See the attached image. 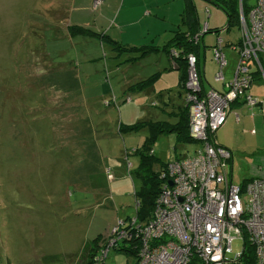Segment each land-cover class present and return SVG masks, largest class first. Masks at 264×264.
Segmentation results:
<instances>
[{
	"label": "rangeland",
	"instance_id": "374dc122",
	"mask_svg": "<svg viewBox=\"0 0 264 264\" xmlns=\"http://www.w3.org/2000/svg\"><path fill=\"white\" fill-rule=\"evenodd\" d=\"M193 2L202 27L222 29L225 41L239 39L237 28L225 31L222 8ZM238 6L244 7L241 0ZM184 7V0H0V264H81L95 237L100 234L96 254L117 220L135 217L141 154L133 151L143 148L149 130L119 126L146 119L143 105L153 113L163 105L159 89L132 94L121 110L108 102L115 93L121 100L128 95L121 85L129 76L137 82L160 72L153 85L178 90L179 72L165 68L164 52L133 63L140 51H123L110 40L161 48L180 27ZM70 25L87 34L71 35ZM216 40L213 31L204 36L208 46ZM178 94L171 93L177 107L185 103ZM198 146L177 144L166 133L153 145L150 155L160 161L151 169ZM243 164L235 162L234 184L246 183L238 170ZM135 244L120 242L106 264H138L136 254L123 249L135 250ZM243 244L235 239L233 251L241 252Z\"/></svg>",
	"mask_w": 264,
	"mask_h": 264
},
{
	"label": "built area",
	"instance_id": "2783aa9c",
	"mask_svg": "<svg viewBox=\"0 0 264 264\" xmlns=\"http://www.w3.org/2000/svg\"><path fill=\"white\" fill-rule=\"evenodd\" d=\"M216 41L215 80L223 82V90H204L197 59L193 54L187 56L185 103L189 135L199 143L198 148L169 162L162 171L160 192L149 220L140 223L136 216L117 220L93 258L95 264H104L110 250L123 241L136 243L139 264H190L193 259L199 264H244L241 258L246 241L254 246L257 264H264V178L234 184L227 173L232 153L215 137L238 98L249 107L259 103L249 87L251 63L259 65L264 54V0H257L246 15L240 9V40L232 44L238 59L230 80H225L223 73L227 64L223 39ZM106 172L113 180L114 174L109 169ZM235 239L244 241L239 253L232 248Z\"/></svg>",
	"mask_w": 264,
	"mask_h": 264
},
{
	"label": "trees",
	"instance_id": "16d2710c",
	"mask_svg": "<svg viewBox=\"0 0 264 264\" xmlns=\"http://www.w3.org/2000/svg\"><path fill=\"white\" fill-rule=\"evenodd\" d=\"M209 2L218 5L222 8L227 14V26L224 28L225 31H229L232 28H237L240 30V10H239V0H208ZM242 1V8L243 13L246 15L250 11L251 6L245 1ZM95 2V0H94ZM185 7L183 10V15L181 18L180 27L174 30L173 36L166 42L161 48L157 46H130V45H118L117 41L110 40L112 44L117 45L123 51L134 52L140 51L139 56H135L131 58V61L139 60L145 57L148 54L153 52H164L168 57L170 62H173V69L174 67L178 66L179 71V85L184 88L187 74H188V62L187 56L190 54L195 55L197 59V67L198 71L201 76V69H200V60H202V54L204 51L208 49V45H206L204 41V36L207 33L213 31L217 38L221 37L223 39V47L226 43L224 37L222 36V29L216 28H208L206 33L200 34L202 32V25L199 22L198 12L196 6L194 5L193 0H184ZM95 4V3H94ZM69 31L71 35H75L77 33L80 34H87L88 29H84L78 25H70ZM98 34V33H95ZM108 35L101 34V39H104ZM217 42V41H216ZM216 42L211 46L212 53L213 49L216 45ZM238 43V42H237ZM173 51L178 52L179 56L173 55ZM262 62V60H261ZM260 62V63H261ZM263 65V63H262ZM168 68V69H172ZM160 72H155L148 78L139 81L138 83L131 86V89L135 90L136 92L141 91L143 89L151 87L154 82L159 78ZM131 96L124 97V101L129 103ZM115 101V98H113ZM111 104V101L108 102ZM117 106V105H116ZM118 108V106H117ZM147 128L149 130V135L147 136L143 148L135 149V155L141 154V159L139 160L140 169L136 171L137 176L140 178L141 187L138 191L135 192L136 198V217L140 221V223L149 220L152 217L154 206L156 203V199L160 192L161 188V174L162 171L165 170L167 163L161 162L159 169H151L153 164L160 161L159 158L155 156H151L153 154V145L156 144L159 137L163 134L174 132L177 136V143L179 144H186L189 142H196L194 141L189 135V118H188V106L186 105L185 109L181 110L179 113V120L175 124L170 123L169 121L158 120V121H138L132 124H121L119 130L125 131H135L141 130L143 128ZM151 157V158H148ZM153 161V162H152ZM100 239V235L95 237L91 242L90 246L84 255V259L81 261V264H95L93 258L97 255L96 252V243ZM124 246V245H123ZM116 249L118 248L115 247ZM135 250L133 248L126 249L127 251H131L134 255L136 254L138 264H139V250L138 247L135 245ZM107 260V259H106ZM244 264H257L256 256L254 253V246L246 241L245 250L243 256L241 258ZM106 264V261L105 263ZM190 264H199L196 259H193Z\"/></svg>",
	"mask_w": 264,
	"mask_h": 264
},
{
	"label": "crops",
	"instance_id": "0c3cea01",
	"mask_svg": "<svg viewBox=\"0 0 264 264\" xmlns=\"http://www.w3.org/2000/svg\"><path fill=\"white\" fill-rule=\"evenodd\" d=\"M256 1L257 0H255L253 4L251 5L249 4V5L252 7L256 3ZM146 12L148 14L147 16H151L152 11L150 12V10H146ZM239 40H240V36L238 40L229 39L225 41L226 43L224 44V47H223V52L227 60V64L223 68L225 80H230L234 75V70L236 67L237 59H238V52L237 50L232 48V44L239 42ZM212 45H210V47ZM227 55H229L230 57L228 58ZM259 58H260V62L262 60V62L259 65L256 62L251 63L253 79L249 87V92L255 98L259 100V103L253 107H249L242 98H238L231 105V111L228 115L225 125L216 132V136H215L217 142L220 145L228 148L232 153V157L228 161V169H227L229 179L232 182H233V175H234V170H235V167H234L235 162H238L239 160L244 161V164H243L244 168L239 165V169H238L240 172H242L245 175V179L243 182H246L247 180H250L253 178H264V77H263L264 75V54H261ZM167 60H168L169 65H167L165 68L168 69V68H171L174 63L170 62L168 57H167ZM137 61L138 60H134L132 62L136 63ZM167 69H165L164 73L166 72ZM200 69H201L200 71L201 72V83H202V87L204 90H208L210 87L211 88L218 87L215 89L223 90V87H224L223 82L214 80L215 79L214 74L218 70V65H217V62L212 52L209 54V56L207 55V49L204 51V59L200 60ZM174 70L178 71V66H177V69L174 67ZM208 72H214L213 80L206 79ZM165 75L167 74H163L164 77H166ZM174 75H176L177 79H176V83L173 84V86L176 88H179L178 90L164 88L163 86L165 85L161 83L159 86L155 84L151 88L149 87V88L136 92L135 90L131 89V86L138 83L141 80L137 82H133L132 80L133 78H135V76H129L125 84L121 85L122 90H124V92L128 94V95H125L124 97L131 96L132 94H140V93H144V94L154 93L155 94L159 89L160 101L163 106L159 107L160 110L158 112L153 113L152 111L146 110L147 109L146 106L143 105L144 107H142L141 112L142 113L144 112V114L147 115V118L142 121L164 120V121H169L172 124H175L176 122H178L179 113L181 112V110L185 109L186 103L183 102V106H179V107L174 106L175 100L173 99L171 93L178 92L179 93L178 96L184 97V100H185V89L181 87V85H179V74H174ZM163 76L161 75V77ZM206 84H208L209 87ZM113 98H115V101H113ZM113 98L110 100L111 101L110 105H113V106L117 105L118 108L121 110L122 106H120V104L121 105L125 104L123 103L125 102L124 99L121 100L118 98V96L116 97V93L113 94ZM153 105L155 107H158L159 103L156 101H153ZM168 109H171V111L169 112ZM129 111L130 110H126V112H129ZM134 113H132L131 115H133ZM188 118H189V111H188ZM127 124H130V123H127ZM170 133L174 134V138L177 143L176 134L174 132H170ZM134 153H135V150L133 151V154ZM153 153L155 154L154 149H153ZM187 154L188 153L186 154L179 153L178 155L174 157H170L165 163H168L169 161H172L174 159L182 158L186 156Z\"/></svg>",
	"mask_w": 264,
	"mask_h": 264
},
{
	"label": "water",
	"instance_id": "95a60500",
	"mask_svg": "<svg viewBox=\"0 0 264 264\" xmlns=\"http://www.w3.org/2000/svg\"><path fill=\"white\" fill-rule=\"evenodd\" d=\"M177 69V67H175ZM171 183V182H170Z\"/></svg>",
	"mask_w": 264,
	"mask_h": 264
},
{
	"label": "bare ground",
	"instance_id": "6f19581e",
	"mask_svg": "<svg viewBox=\"0 0 264 264\" xmlns=\"http://www.w3.org/2000/svg\"><path fill=\"white\" fill-rule=\"evenodd\" d=\"M176 67V66H175Z\"/></svg>",
	"mask_w": 264,
	"mask_h": 264
}]
</instances>
